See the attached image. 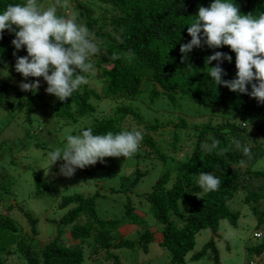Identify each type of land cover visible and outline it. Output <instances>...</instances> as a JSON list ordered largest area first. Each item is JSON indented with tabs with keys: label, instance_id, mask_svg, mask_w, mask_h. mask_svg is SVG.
I'll list each match as a JSON object with an SVG mask.
<instances>
[{
	"label": "trees",
	"instance_id": "trees-1",
	"mask_svg": "<svg viewBox=\"0 0 264 264\" xmlns=\"http://www.w3.org/2000/svg\"><path fill=\"white\" fill-rule=\"evenodd\" d=\"M111 8L109 23L93 16L94 5L99 4ZM241 4V10L252 14H264V0H236ZM26 0H0V13L8 5L25 4ZM209 6L208 0H87L76 5L77 23L83 19L89 29L90 37L100 48V52L90 56L94 71L80 73L86 78L99 74L97 82L102 84L101 90L94 87V82L81 85L67 102H61L50 94L41 95L26 92V108L32 109L35 99H41L56 117L66 122H73L79 118L89 117V124L81 128L91 129L94 135H104L108 132L118 134L122 131H143V139L138 151L152 153L166 162L168 158L175 160L172 170H166L155 181L151 191L143 197L149 206L154 219L159 224L158 242L167 247L170 252L169 261L165 264H185L187 253L193 249L197 233L203 229H210L214 236L219 235L217 229L222 219H228L236 224L237 212L229 207L243 182H240L239 173L243 164L245 172L251 171L255 157L248 162V156L241 149L235 147L234 141L249 146L252 150L258 145L255 135L259 132L264 136V105L258 104L255 98L247 94H238L222 85L216 86L208 75L211 66L205 65V57L215 51L228 53L232 62L224 61L221 65L227 75L224 79L235 78V53L228 46L221 48H198L202 51L197 54L189 53L188 62H181L179 51L181 43H187L191 37L187 28L194 22L193 14L199 6ZM64 9V8H63ZM58 16L61 13L57 12ZM97 23H100L97 25ZM14 33L7 30L0 39V68L7 69L11 78L22 81L24 78L15 71L16 57L11 41ZM113 54L119 58L112 59ZM27 55L26 48L17 51V56ZM190 64V65H189ZM29 81L36 78H28ZM42 80L43 78H39ZM11 84L0 76V100L11 88ZM150 98H166L169 109L177 112L182 106L194 103L200 106L210 105L215 108L229 109L240 114L243 118L254 117L252 131H248V123L241 121L236 124L229 119L215 118L211 115L203 121L196 122L187 113L176 115L175 122L167 129L164 148L154 133L164 130L160 122L146 123L140 110L125 103L107 113L98 111V103L102 99L114 102L121 98V94L129 99L136 98L143 87ZM21 91L15 86V91ZM46 92V91H45ZM122 99V98H121ZM188 102V103H187ZM5 104L10 106L9 100ZM128 119L133 121L129 127L124 126ZM243 123V125H242ZM135 125V126H133ZM162 136V135H160ZM159 136V138H160ZM213 140H219V145L211 152ZM251 142V143H250ZM166 149V153L163 150ZM224 150L222 155L218 153ZM241 161H244L242 164ZM103 163L97 162L98 166ZM210 172L221 180L218 190L205 192L198 184L201 172ZM2 172V171H1ZM140 175V172H138ZM139 175L133 182L139 180ZM141 176V175H140ZM39 178V177H38ZM39 185L45 182L39 178ZM15 182L13 175L1 173L0 176V208H6L5 214L0 213V264H85L87 246L92 254L104 253L105 259L122 264L118 255L113 251L120 247L131 249H147L154 239L150 228L141 221L143 230L138 237L129 240L124 236H117V219H102L97 215L95 206L97 195L74 194L62 197L58 204L67 211L59 219H50L57 229V236L48 239L39 248H34L32 239L37 235L36 221L29 212L23 217L31 231L32 238L28 239L22 233V228L12 218L11 212L16 202H9L13 195L11 187ZM250 197H258L252 194ZM249 195L246 196V201ZM2 206V207H1ZM132 206L126 203V216L134 218ZM67 227L68 230H67ZM260 232V231H257ZM72 241L63 242L65 234ZM261 233V232H260ZM220 236V235H219ZM262 237L261 236L259 238ZM212 249L215 252L217 263L218 252L213 239L206 242L202 249L191 256L199 258L205 251ZM250 258L264 253V240L256 245L247 247ZM17 254V255H16ZM22 259L24 261H22ZM21 263H20V261ZM264 259H262L263 262ZM248 264V263H247ZM262 264V263H261Z\"/></svg>",
	"mask_w": 264,
	"mask_h": 264
},
{
	"label": "rangeland",
	"instance_id": "rangeland-1",
	"mask_svg": "<svg viewBox=\"0 0 264 264\" xmlns=\"http://www.w3.org/2000/svg\"><path fill=\"white\" fill-rule=\"evenodd\" d=\"M85 1L87 0H67V7L58 8L57 12H60L61 16L76 15L77 3ZM201 1L199 0V3ZM208 2L210 5L212 0H208ZM231 2L238 4L241 13L246 14L241 10V4L236 0H231ZM38 3L46 9L53 5L55 0H38ZM93 8V16L102 20L101 23L108 24L111 8L108 7V12H105V7L101 5L100 1ZM198 8L193 14L194 21ZM261 14L252 15L258 17ZM78 24L84 25L85 23L83 19H79ZM200 52L202 53L198 48H194L191 54L198 56ZM0 76L12 85L6 96L0 100V176L1 173H9L15 178L11 187L13 195L9 202L17 204L12 209L11 216L23 230L20 235L25 234L28 239L32 238L27 221L22 216L24 212H29L37 219V235L33 237L32 241L35 245L34 248H39L45 241L57 236V229L49 220L59 219L67 211V208L58 206L62 197L77 193L97 195L95 206L97 215L102 219L118 220L119 225L116 229L118 237L124 236L129 240L136 239L139 232L143 230L141 221L154 234V239L146 250L127 247L114 249L113 251L118 255L122 264L167 263L170 257L169 249L158 242L159 224L150 212L143 195L151 191L153 184L163 172L167 169L172 170L176 163L175 160L168 158L166 162H163L152 153L143 151L129 158L105 157V163L101 166L96 163L94 166L77 169L71 178L55 175L58 173L59 164L63 162L58 161L46 176L50 167L49 153L57 148L63 150L67 145V136L81 135V128L89 124L91 119L87 117L66 122L65 119L53 115L51 109L39 98L35 99L32 109L28 111L26 92L17 90L16 93L15 91V86H19L21 81L11 78L4 67L0 68ZM99 78L100 75L97 74L94 77L90 76L87 80L89 83L94 82L92 83L94 87L101 90L102 84L97 82ZM46 87L47 83L42 79L37 93L42 96L47 94ZM148 87L144 86L143 92L132 100L124 97L123 94H121L122 99H116L114 102L102 99L98 103V111L104 109L103 111L107 113L125 103L137 107L146 123L158 120L159 125L163 126L164 130L154 133L155 140H158L162 148L165 145V134L168 135L166 128L175 122L178 112L187 113L196 122L203 121L209 115L222 120L227 118L236 124H240L243 120L240 114L229 109H214L210 105L200 106L194 103L185 104L182 106V110L174 112L169 109L166 98L158 97L152 100L148 92L145 91ZM5 100H9L11 105H6ZM252 119H254L253 116H248L244 119L245 121H242L249 124L248 131H252ZM130 123L132 125L133 121L128 119L124 126L129 127ZM255 138L258 140V145L251 152V157L256 158L251 171H259V173L245 172L246 164H243L238 174L240 182L243 183L232 200L229 201L230 209L238 214L236 224H231L228 219L220 220L217 229L220 236H214L213 234L216 232L213 233L210 229H203L197 233L195 245L185 257V264H247L250 258L246 252L247 247L264 240V136L258 132ZM163 152L166 153V149ZM246 160L250 162L249 157ZM136 175H139V180L133 182ZM38 177L45 182V185H39ZM252 194L258 195V197H250ZM247 195H249V199L246 201ZM126 203L132 206L134 218L126 216ZM6 212V208H0L1 214ZM257 231L262 233L261 238L254 236ZM227 233L232 235L226 239ZM210 239H213L218 252L217 263L215 262V252L210 248L199 258H191ZM62 240L66 244L72 242L67 233ZM85 250L89 254V257L86 254L85 264H114V261L105 259L103 252L92 254L87 246ZM22 261L24 260L22 259ZM262 264H264V260Z\"/></svg>",
	"mask_w": 264,
	"mask_h": 264
},
{
	"label": "clouds",
	"instance_id": "clouds-1",
	"mask_svg": "<svg viewBox=\"0 0 264 264\" xmlns=\"http://www.w3.org/2000/svg\"><path fill=\"white\" fill-rule=\"evenodd\" d=\"M65 7L67 0H55L46 9L38 0H26L23 5H8L0 13V39L5 30L15 34L11 41L15 49L12 55L16 57L15 71L24 78L19 83L21 91L36 94L41 86L39 78H43L47 83L46 93L61 102H67L81 85L88 83L80 73L94 71L90 56L100 52L89 29L77 23L75 14L57 15L58 8ZM195 16V21L187 28L191 39L180 44L181 62H188L194 48L228 46L235 53V78H223L227 72L221 65L224 61L231 63L232 56L221 51L205 57V65L216 61L208 75L216 86L247 94L258 104H264V14L258 17L252 13L242 14L239 5L231 0H212L207 7L199 6ZM25 48L27 55L17 56V51ZM118 58L113 54L112 59ZM30 77L36 79L29 81ZM142 139V130L94 135L91 129H86L81 135H68L63 150L57 148L49 153L50 167L46 176L58 161L63 162L55 175L71 178L77 169L94 166L97 162L105 163V157L129 158L138 151ZM219 143V140H213L206 150L211 152ZM234 143L251 158L249 146L238 140ZM223 152L221 150L218 155ZM221 183L210 172L200 173L198 184L205 192L218 190ZM231 235L227 233L225 238Z\"/></svg>",
	"mask_w": 264,
	"mask_h": 264
},
{
	"label": "built area",
	"instance_id": "built-area-1",
	"mask_svg": "<svg viewBox=\"0 0 264 264\" xmlns=\"http://www.w3.org/2000/svg\"><path fill=\"white\" fill-rule=\"evenodd\" d=\"M256 238H259L261 236L260 232H256L254 235ZM262 259H264V253H262L260 256L251 258L249 261H247L248 264H261Z\"/></svg>",
	"mask_w": 264,
	"mask_h": 264
}]
</instances>
